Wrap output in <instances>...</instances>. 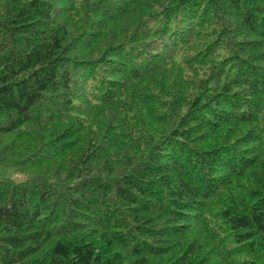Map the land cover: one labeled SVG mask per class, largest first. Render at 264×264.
<instances>
[{"label":"trees","instance_id":"trees-1","mask_svg":"<svg viewBox=\"0 0 264 264\" xmlns=\"http://www.w3.org/2000/svg\"><path fill=\"white\" fill-rule=\"evenodd\" d=\"M63 1L0 0V264H264V0Z\"/></svg>","mask_w":264,"mask_h":264},{"label":"bare ground","instance_id":"bare-ground-1","mask_svg":"<svg viewBox=\"0 0 264 264\" xmlns=\"http://www.w3.org/2000/svg\"><path fill=\"white\" fill-rule=\"evenodd\" d=\"M60 1H61V0H60ZM68 1H69V0H68ZM16 2H17V1H16ZM56 2H57L56 5H58V2H59V1H56ZM66 2H67V0H66ZM66 2L63 1V4L66 5ZM12 3H13V2H12ZM21 4H22V3H21ZM28 4H29V3H28ZM54 4H55V3H54ZM19 5H20V4H19ZM34 5H35V4H34ZM34 5H33V6H34ZM61 5H62V3H61ZM11 6H12V5H11ZM11 6H10V7H11ZM13 6H14V5H13ZM15 6H16V5H15ZM26 6H27V4H26ZM33 6H32V7H33ZM66 6H67V5H66ZM68 6H69V5H68ZM28 7H29V6H27V10L30 8V7H29V8H28ZM34 7H36V6H34ZM46 7H47V6H46ZM40 8H41V7H40ZM49 8H50V7H49ZM30 9H31V8H30ZM55 9H57V8H55ZM60 9H61V8H60ZM63 9H65V8H63ZM24 11H26V10H24ZM31 11H32V9H31ZM42 11H43V10H42ZM42 11H40V12H42ZM59 11H60V10H59ZM63 11H64V10H63ZM63 11H62V13H63ZM66 11H67V9H66ZM27 14H28V13H27ZM58 14H59V13H58ZM31 15H32V14H31ZM28 16H29V15H28ZM28 16H27V17H28ZM32 16H33V15H32ZM61 16H62V14H61ZM61 16H60V17H61ZM62 18H64V17H62ZM34 19H35V18H34ZM40 24H41V23H40ZM36 26H37V25H36ZM39 26H40V28H41V25H38V27H39ZM35 28H36V27H35ZM35 28H34V29H35ZM40 28H37V29H40ZM37 29H36V30H37ZM40 30H41V29H40ZM40 30H39V31H40ZM41 32H42V31H41ZM35 36H36V35H35ZM37 36H38V35H37ZM62 36H63V35H62ZM89 36H90V35H89ZM59 37H61V36H59ZM59 37H58V38H59ZM49 38H50V37H49ZM33 39H34V38H33ZM52 39H53V38H52ZM61 39H62V38H61ZM82 40H83V39H82ZM85 40H86V39H85ZM31 41H33V40H31ZM40 41H41V40H40ZM60 41H61V40H60ZM32 43H34V42H32ZM48 44H49V43H48ZM80 44H83V43H80ZM9 45H11V44H9ZM9 45L4 46V47H7V48H8ZM37 45H38V44H37ZM54 45H55V44H54ZM54 45H53V46H54ZM59 45H60V44H59ZM11 46H12V45H11ZM38 46H39V45H38ZM9 47H10V46H9ZM12 47H14V46H12ZM42 47H43V46H42ZM2 48H3V47H2ZM10 48H11V47H10ZM16 48H17V47H16ZM36 48H38V47H36ZM52 48H53V47H52ZM4 49H5V48H4ZM43 49H44V48H43ZM7 50H8V49H7ZM11 50H13V49H11ZM36 50H37V49H36ZM48 50H51V49H48ZM53 50H54V49H53ZM17 51H18V50H17ZM34 51H35V50H34ZM41 51H42V50H41ZM15 52H16V51H15ZM48 52H49V51H48ZM50 52H51V51H50ZM59 52H60V51H59ZM1 53H4V52L1 51ZM9 53H10V52H9ZM12 53H13V52H12ZM46 53H47V52H46ZM57 53H58V51H57ZM16 54H17V53H16ZM49 54H50V53H49ZM55 54H56V53H55ZM2 55H4V54H2ZM6 55L8 56L7 53H6ZM39 55H41V54L39 53ZM11 56H12V55H11ZM11 56H10V57H11ZM18 56H19V55H18ZM18 56H17V57H18ZM1 57H2V56H1ZM4 57H5V56H4ZM35 57H37V56H35ZM48 57H50V56L48 55ZM51 57H53V56H51ZM61 57H62V56H61ZM8 58H9V57H8ZM13 58H14V57H13ZM32 58H33V57H32ZM40 58H41V56H40ZM44 58H46V57H44ZM53 58H54V57H53ZM58 58H59V57H58ZM65 58H66V57H65ZM33 59H34V58H33ZM11 60H12V58H11ZM24 60H25V59H24ZM24 60H23V62H24ZM53 60H54V59H53ZM61 60H62V59H61ZM64 60H65V59H64ZM38 61H39V60H38ZM45 61H46V60H45ZM51 61H52V60H51ZM23 62H22V63H23ZM25 62H26V61H25ZM55 62H56V61H55ZM61 62H62V61H61ZM66 62H67V61H66ZM56 64H57V63H56ZM58 64H60V63H58ZM50 65H51V64H50ZM58 67H59V65H58ZM58 67H56V68L58 69ZM60 67H61V66H60ZM61 69H62V68H61ZM63 69H64V68H63ZM63 69H62V70H63ZM33 70H34V69H33ZM66 70H67V68H66ZM66 70H65V71H66ZM36 72H37V71H36ZM40 73H41V72H40ZM42 73H43V72H42ZM36 74H37V73H36ZM14 77H16V76H14ZM17 77H18V76H17ZM19 78H20V77H19ZM27 78H28V77H27ZM41 79H42V78H41ZM7 80H8V78H7ZM14 80H15V78H14ZM10 81H12V79H11ZM26 81H27V80H26ZM35 81H36V80H35ZM42 81H43V80H42ZM44 81H45V80H44ZM12 82H13V81H12ZM28 82H29V81H28ZM1 83H2V82H1ZM1 83H0V84H1ZM18 83H19V82H18ZM45 83H46V82H45ZM48 83H49V82H48ZM8 84H9V83H8ZM30 84H31V83H30ZM31 85H32V84H31ZM41 85H42V84H41ZM49 85H50V84H49ZM47 86H48V85H47ZM33 87H34V86H33ZM0 88H1V87H0ZM49 91H50V88H49ZM49 91H48V92H49ZM37 92H38V91H37ZM43 92H44V91H43ZM205 92H206V91H205ZM41 93H42V90H41ZM38 94H39V93H38ZM52 94H53V93H52ZM39 95H40V94H39ZM46 95H47V94H46ZM40 96H41V95H40ZM49 96H50V95H49ZM208 96H209V95H208ZM208 96H207V97H208ZM47 97H48V95H47ZM52 97H53V96H52ZM63 97H64V96H63ZM41 98H42V97H41ZM204 98H205V97H204ZM50 99H51V97H50ZM47 101H48V100H47ZM51 101H52V100H51ZM51 101H50V102H51ZM41 102H42V100H41ZM55 102H56V101H55ZM45 104H46V103H45ZM60 104H61V103H60ZM71 104H72V103H70V105H71ZM46 105H47V104H46ZM35 106H36V104H35ZM71 106H72V105H71ZM33 107H34V106H33ZM36 107H37V106H36ZM41 107H43V106H41ZM32 109H33V108H32ZM48 109H49V108H48ZM53 109H54V108H53ZM56 109H57V108H56ZM58 110H59V109H58ZM32 111H33V110H32ZM42 111H43V110H42ZM36 112H37V111H36ZM48 112H49V111H48ZM50 112H51V110H50ZM40 113H41V111H40ZM46 114H47V113H46ZM36 115H37V114H36ZM43 115H44V114H43ZM43 115H42V116H43ZM52 115H54V114H52ZM49 116H50V115H49ZM4 117H5V116H4ZM2 118H3V117H2ZM49 118H50V117H49ZM0 119H1V118H0ZM4 119H5V118H4ZM1 120H2V119H1ZM45 120H46V119H45ZM203 120H204V119H203ZM215 121H216V120H215ZM8 123H9V122H8ZM11 123H12V122H11ZM13 126H14V125H13ZM204 126H205V125H204ZM5 127H7V126H5ZM8 127H9V126H8ZM198 127H199V126H198ZM206 127H207V126H206ZM194 128H195V127H194ZM201 128H202V127H201ZM15 129H16V128H15ZM67 129H68V128H67ZM196 129H197V127H196ZM204 129H205V128H204ZM65 130H66V129H65ZM79 130H80V129H79ZM67 131H68V130H67ZM71 131H72V130H71ZM200 131H201V130H200ZM76 133H77V131H76V132L74 133V135H73V136H75V138H76V136H77V135H75ZM203 133H204V132H203ZM70 134H71V133H70ZM209 136H210V135H209ZM238 136H239V135H238ZM77 137H78V136H77ZM203 137H204V135H203ZM163 138H164V137H163ZM65 139H66V138L64 137L63 140H65ZM70 140H71V139H70ZM70 140H67V141L70 142ZM78 141H79V140H78ZM198 141H199V140H198ZM201 141H202V140H201ZM208 141H209V140H208ZM73 142H74V141H73ZM73 142H72V143H73ZM206 142H207V141H206ZM211 142L213 143V142H215V141H212V140H211ZM64 143H66V142H64ZM187 143H188V142H186V144H187ZM193 143H194V142H193ZM202 143H203V141H202ZM76 144H77V142H76ZM214 144H215V143H214ZM241 144H242V143H241ZM67 145H69V144H67ZM67 145H66V146H67ZM72 145H73V144H72ZM183 145L185 146V143H184ZM196 145H197V144H196ZM174 146H175V145H174ZM184 146H183V147H184ZM190 146H191V145H190ZM192 146H193V145H192ZM200 146H201V145H200ZM202 146H203V145H202ZM204 146H205V145H204ZM208 146H209V145H208ZM238 146H239V145H238ZM198 147H199V146H198ZM206 147H207V145H206ZM209 147H210V146H209ZM211 147H212V146H211ZM176 148H177V147H176ZM176 148H174V150H175ZM195 149H196V148H195ZM196 150H197V149H196ZM194 151H195V150H194ZM194 151H193V152H194ZM201 151H202V150H201ZM201 151H200V152H201ZM216 151H217V150H216ZM173 152H175V151H173ZM176 152H177V151H176ZM179 152H180V151H179ZM190 152H191V151H190ZM203 152H204V151H203ZM217 152H218V151H217ZM188 153H189V152H188ZM211 154H212V153H211ZM214 154H215V153H214ZM186 155H187V153H186ZM201 155H202V154H201ZM223 155H224V154H223ZM173 156H174V155H173ZM173 156H172V157H173ZM177 156H179V155H177ZM184 156H185V153H184ZM193 156H194V155H193ZM210 156H211V155H210ZM182 157H183V156H182ZM182 157H181V158H182ZM185 157H186V156H185ZM206 157H208V156H206ZM215 157L217 158V155H216ZM225 157H226V156H225ZM190 158H191V155H190ZM216 158H214V159H216ZM179 159H180V158H179ZM192 159H193V158H192ZM203 159H204V158H203ZM207 159H208V158H207ZM189 160H190V159H189ZM225 160H226V159H225ZM127 161H128V160H127ZM134 161H135V159H134ZM151 161H152V160H151ZM185 161H186V160H185ZM187 161H188V160H187ZM204 161H205V160H204ZM215 161H216V160H215ZM124 162H125V161H124ZM183 162H184V161H183ZM216 162H217V161H216ZM122 163H123V162H122ZM122 163H121V165H122ZM125 163H126V162H125ZM136 163H139V161H138V162L136 161ZM141 163H142V162H141ZM217 163H218V162H217ZM123 164H124V163H123ZM155 164H156V163H155ZM182 164H183V163H182ZM185 164H186V163H185ZM199 164H200V163H199ZM203 164H204V162H203ZM203 164H202V165H203ZM213 164H214V163H213ZM192 165H193V164H192ZM209 165H210V164H209ZM58 166H59V164H58ZM122 166H123V165H122ZM129 166H131V164H129ZM129 166H127V167H129ZM143 166H144V164H143ZM149 166H150V165H149ZM196 166H197V165H196ZM206 166H207V165H206ZM213 166H214V165H213ZM59 167H60V166H59ZM123 167H124V166H123ZM123 167H122V168H123ZM135 167H136V166H135ZM147 167H148V166H147ZM198 167H199V166H198ZM202 167H205V164H204V166H202ZM209 167H210V166H209ZM92 168H93V167H92ZM142 168H143V167H142ZM200 168H201V167H200ZM210 168H211V167H210ZM129 169H130V168H129ZM187 169H188V167H187ZM196 169H197V168H196ZM211 169H212V168H211ZM57 170H58V169H57ZM93 170H94V168H93ZM153 170H154V169H153ZM153 170H152V171H153ZM198 170H199V169H198ZM120 171H121V170H120ZM131 171H132V170H131ZM191 171H192V170H191ZM195 171H196V170H195ZM199 171H200V170H199ZM193 172H194V170H193ZM103 173H104V172H103ZM127 173H128V170H127ZM134 173H135V171H134ZM141 173H142V172H141ZM145 173H146V171H145ZM153 173H154V172H153ZM106 174H107V173H106ZM106 174H105V176H107ZM111 174H113V173H111ZM115 174H116V173H115ZM115 174H114V175H115ZM117 174H118V173H117ZM119 174H121V173H119ZM119 174H118V175H119ZM184 174H185V173H184ZM121 175H123V173H122ZM125 175H128V174H125ZM131 175H132V173H131ZM134 175H135V174H134ZM142 175H143V174H142ZM163 175H164V174H163ZM175 175H176V174H175ZM196 175H197V174H196ZM115 176H116V175H115ZM158 176H159V175H158ZM111 177H112V176H111ZM127 177H128V176H127ZM134 177H135V176H134ZM139 177H140V176H139ZM149 177H150V176H149ZM174 177H176V176H174ZM196 177H197V176H196ZM113 178H114V177H113ZM113 178H112V179H113ZM128 178H129V177H128ZM137 178H138V177H137ZM166 178H167V177H166ZM173 179H174V178H173ZM191 179H192V177H191ZM109 180H110V179H109ZM121 180H122V179H121ZM124 180H126V179H123V181H124ZM137 180H138V179H137ZM139 180H140V179H139ZM192 180H193V179H192ZM192 180H191V181H192ZM226 180H227V179H226ZM51 181H52V180H51ZM115 181H116V180H115ZM189 181H190V180H189ZM194 181H195V179H194ZM118 183H119V182H118ZM150 183H151V182H150ZM222 183H223V182H222ZM225 183H226V181L224 182V185L227 184V183H226V184H225ZM73 184H74V183H73ZM128 184H129V183H128ZM134 184H135V183H134ZM141 184H142V183H141ZM146 184H147V183H146ZM191 184H192V183H191ZM193 184H194V183H193ZM219 184H220V183H219ZM117 185H118V184H117ZM143 185H144V184H143ZM151 185H152V184H151ZM154 185H155V184H153V186H154ZM221 186H222V185H221ZM231 187H232V186H231ZM231 187H230V188H231ZM147 188L150 189L149 187H147ZM176 188H177V187H176ZM213 188H215V187H213ZM225 188H226V187H225ZM227 188H228V187H227ZM230 188H229V189H230ZM144 189H145V188H144ZM215 189H216V188H215ZM170 190H171V189H170ZM225 190H226V189H225ZM211 191H213V190H211ZM205 192H206V191H205ZM213 193H214V192H213ZM218 193H219V192H218ZM140 194H141V193H140ZM139 196H140V195H139ZM204 196H205V195H204ZM137 197H138V196H137ZM150 197H151V196H150ZM209 197H210V195H209ZM140 198H141V197H140ZM202 199H203V198H202ZM206 199H207V198H206ZM200 200H201V199H200ZM206 201H207V200H206ZM198 202H199V201H198ZM202 202H203V200H202ZM195 206H196V205H195ZM196 208H198V207H196ZM197 211H198V210H197ZM195 212H196V211H195ZM193 214H194V213H193ZM198 214H199V213H198ZM200 218H201V217H200ZM132 219H133V218H132ZM62 220H63V219H62ZM195 220H196V219H195ZM130 221H131V219H130ZM58 222H59V221H58ZM198 222H199V221H198ZM128 223H129V222H128ZM200 223H201V222H200ZM57 224H58V223H57ZM201 224H203V222H202ZM201 224H200V225H201ZM132 225H134V224H132ZM203 226H204V224H203ZM198 227H199V226H198ZM131 228H134V227H131ZM200 228H201V227H200ZM205 229L207 230V228H205ZM202 230H203V229H202ZM207 231H208V230H207ZM204 232H206V231H204ZM205 234H206V233H205ZM213 249H214V248H213ZM210 251H212V250H210ZM211 253H212V252H211ZM213 253L215 254L214 251H213ZM209 255H210V254H209ZM211 256H212V255H211ZM213 257H214V255H213ZM12 259H13V257H12ZM22 260H23V259H22ZM197 260H198V259H197ZM199 260H200V259H199ZM19 261L21 262V260H19ZM201 261H202V260H201ZM20 262H19V263H20ZM196 262H198V261H196ZM11 263H12V262H11ZM21 263H22V262H21ZM21 263H20V264H21ZM23 263H24V260H23ZM25 263H26V262H25ZM27 263H28V262H27ZM199 263H200V262H199Z\"/></svg>","mask_w":264,"mask_h":264},{"label":"rangeland","instance_id":"rangeland-1","mask_svg":"<svg viewBox=\"0 0 264 264\" xmlns=\"http://www.w3.org/2000/svg\"><path fill=\"white\" fill-rule=\"evenodd\" d=\"M14 172L15 171L12 168H7L6 166L0 165V177L17 179V175L14 174Z\"/></svg>","mask_w":264,"mask_h":264}]
</instances>
